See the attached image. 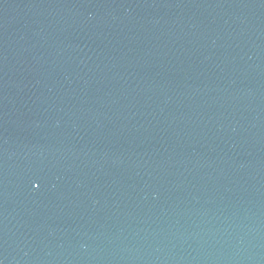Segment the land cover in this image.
<instances>
[{
	"label": "water",
	"instance_id": "obj_1",
	"mask_svg": "<svg viewBox=\"0 0 264 264\" xmlns=\"http://www.w3.org/2000/svg\"><path fill=\"white\" fill-rule=\"evenodd\" d=\"M0 264H264V0H0Z\"/></svg>",
	"mask_w": 264,
	"mask_h": 264
}]
</instances>
